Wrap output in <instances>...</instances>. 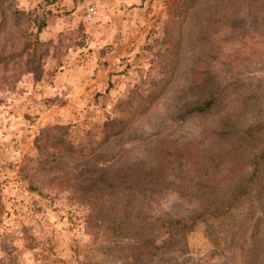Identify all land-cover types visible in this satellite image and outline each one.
Returning <instances> with one entry per match:
<instances>
[{"label":"rangeland","instance_id":"374dc122","mask_svg":"<svg viewBox=\"0 0 264 264\" xmlns=\"http://www.w3.org/2000/svg\"><path fill=\"white\" fill-rule=\"evenodd\" d=\"M235 3L0 0V264H122L111 244L132 238L109 224L124 206L135 227L191 225L184 251L145 264H242L234 231L264 230V170L252 201L191 218L264 148V8Z\"/></svg>","mask_w":264,"mask_h":264},{"label":"trees","instance_id":"16d2710c","mask_svg":"<svg viewBox=\"0 0 264 264\" xmlns=\"http://www.w3.org/2000/svg\"><path fill=\"white\" fill-rule=\"evenodd\" d=\"M191 4H194L196 0H189ZM237 6V9L234 11L237 14L244 9V3L247 1L252 2L254 5L260 4L264 8V0H234ZM215 105V100L212 97L205 99L203 102L193 105L187 108L185 114L197 113L202 114L209 112ZM59 143L69 151L74 150V145L66 139L64 136L58 137ZM76 147V146H75ZM76 149H78L76 147ZM80 150V149H79ZM215 166L216 164H209ZM208 165H202L201 170L206 174L207 179L210 181V174L212 173V167ZM250 169L246 173V176L242 179L240 178L237 182V185L231 188L230 190H225L223 195L219 196L218 201L212 203L204 211L192 216L194 221H197L201 218H204L205 215H210L211 217L221 218L225 217L233 208L239 205L245 200H253L257 192L260 191V184L258 183L259 176L264 170V148L259 149L255 156L253 157L252 162L248 163ZM206 180L203 182L202 187L209 184V181ZM200 187L199 190L204 191L205 189ZM218 189L219 186H214ZM135 191L138 194L146 195V190L139 185H133ZM206 194V192H205ZM207 195V194H206ZM216 198L218 194L215 193ZM260 197V196H259ZM115 210V209H114ZM126 210L125 206L119 209V213L115 214L111 218L109 227L112 232V235L115 237H131L130 242H126L124 245L121 243L115 242L111 244L114 247H111L113 253H118V260L116 263H122L129 261L130 259L134 260L133 264H136L137 258L140 257V264H145L153 256H165L169 248H173V251L182 252L186 247V235L191 230L190 226L186 223L184 218H178L173 216L165 215H152V213H144L143 224L139 226L133 225L132 222L127 220V214H123L122 211ZM263 212V210H261ZM3 212V203L0 197V216ZM140 213H143L141 210ZM246 214V212H245ZM262 217H258L260 221ZM150 219V220H149ZM243 223L238 230L234 231V240L237 241L236 252L242 260V264H249V255L251 253L258 254L262 249H259L260 240L264 238V230L259 231L258 223L255 222L252 226L251 232L248 234V230ZM133 228H138L140 233L139 235L133 234ZM251 229V228H250Z\"/></svg>","mask_w":264,"mask_h":264}]
</instances>
